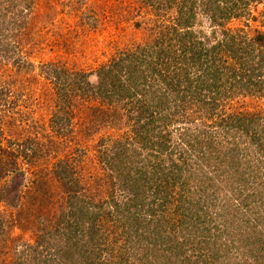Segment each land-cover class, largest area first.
<instances>
[{"label":"trees","instance_id":"1","mask_svg":"<svg viewBox=\"0 0 264 264\" xmlns=\"http://www.w3.org/2000/svg\"><path fill=\"white\" fill-rule=\"evenodd\" d=\"M167 1L168 5L176 3V13L171 20L157 30L158 35L147 46L123 52L113 63L115 70L111 67L101 72L96 89H93L84 72H65L51 63L40 64L43 76L54 83L66 82L71 89H78L86 98L85 102L100 93L108 103L110 84H114L113 89L120 93L118 98L132 99L136 93L143 92L147 80V75L139 69L143 58H147L144 61L150 62L153 69L159 65L165 67L167 74L160 75L161 82L153 88L155 93L152 90L148 99L151 106L144 105L142 98L137 99L141 107L136 110L132 121L133 141L128 137L117 138L108 145L102 143L105 139L101 137L100 144L112 146V150L109 151L108 146L99 147L88 158L85 154L79 155L81 160L82 156L92 160L93 166L94 162L97 163L95 158L97 161L100 158L102 166L112 170L110 173L116 176V182H110V185L108 180L95 177L94 188L98 197L95 203L91 197L85 199L83 192L78 194L85 184V175H80L75 166L56 154L57 150L63 149L62 146L53 142L41 150L36 138L29 133L18 140L19 134L25 130L17 131L21 124L19 109L13 111L10 107L13 98L10 101L9 96L12 93L10 85L16 82L12 77H21L23 67L17 64L21 60L19 55L13 60L15 70L4 69L2 65L9 62L20 44L12 38L16 39L17 33L25 36L27 29L18 31L13 25L5 34L1 28L4 34L0 37V74L5 78L0 85V110L3 111L0 113V226L7 230L5 235H9L14 228L23 232L26 229L34 231L36 223L37 227L40 226L36 242L24 243L18 250V254L27 255L18 264H74L75 251H79L76 248L79 247L76 244L79 240L74 239L75 230L80 224L83 226L82 236H87L88 242H92L89 260L81 264H95L99 253L111 249L100 233L102 222L99 223V219L106 217L111 222L107 228L114 233L120 231L119 235L124 240L122 245L128 244L132 250L144 249L142 255H147L146 247H151L153 258H160L157 264H219L216 246L222 243L219 242L222 235L219 228L226 219L219 223L211 218L213 207L230 213L232 217L247 213L253 216L254 220L245 227L241 225L240 237L253 251L257 264H264V211L251 209L252 205H262L257 203V199L264 197V178L257 180L261 174L256 168L257 174L253 175L255 190L244 194L247 181L240 179L237 182L228 177L232 168L238 170L236 153L239 145L235 136L240 134L245 144L259 140L257 151L264 154L261 140L264 137V112L244 111L235 106L238 95L264 96V30L249 25L250 21H254L264 26V9L259 10V14H252L248 7L253 0ZM245 14L250 15L245 18L248 20L241 21ZM232 20L241 21L243 25L226 27L227 22ZM204 22L209 23L208 33L200 26ZM172 68L177 72L173 73ZM150 76L155 79L151 73ZM16 93L20 95L19 91ZM61 100L63 105L59 107L63 113L57 118L60 125L55 128L56 134L64 130V121L73 115V109L68 108L71 103L66 89ZM3 104L9 108L6 109ZM97 109L99 114L89 132L108 128L113 123L114 110L94 108ZM6 110L13 115L7 116ZM4 116L9 120L5 121ZM171 127L176 131L172 132ZM49 139H52L51 135ZM109 139L112 140L111 137ZM133 143L139 147L132 146ZM182 146L195 154L194 164L188 163ZM141 149L145 150L143 157H139ZM47 158L51 160L50 167L40 160ZM23 159L32 167L29 174L21 169ZM206 166L215 170L216 176L227 172L226 176H220L224 185L213 182L215 175L208 176L204 170ZM105 184L111 187V191L107 186L108 193L105 195L108 196L102 198V190L96 187ZM258 184L261 188H257ZM88 187L86 190H89ZM115 188L119 189L115 194L128 192V197L123 201L121 196H115ZM256 195L259 197L251 203L250 198L254 200ZM240 196L244 197L241 201L236 199ZM55 203L59 204L56 214ZM50 206H53L56 218L53 223H46L48 212L43 217L36 212L40 209L48 211ZM157 208L162 212L173 210L178 214L170 224V232H177L162 234ZM168 219L167 216L162 221ZM231 229L234 230L235 225ZM177 233L183 236L182 240H178ZM203 236L207 240H202ZM170 238L176 239L173 244L177 252L173 256H179L177 260L170 259L167 253L173 247L166 244ZM18 239L17 235L11 236L12 245L7 247V242L1 238L0 252L9 249L16 254ZM194 243L199 251L197 257L192 256ZM207 244V252H200V249L207 248ZM81 253L84 254L85 250ZM79 261L78 258L76 264ZM122 261L119 259L116 264H122Z\"/></svg>","mask_w":264,"mask_h":264},{"label":"rangeland","instance_id":"2","mask_svg":"<svg viewBox=\"0 0 264 264\" xmlns=\"http://www.w3.org/2000/svg\"><path fill=\"white\" fill-rule=\"evenodd\" d=\"M175 4L176 3H170L168 5L167 0H159V3L158 0H0V31L1 28H3L6 34L13 25H15L18 31L23 28L27 29L25 36L17 35L19 34L17 33L16 39L12 38L15 42L19 41L20 44L17 46L12 58L9 59V62L2 65L4 69L15 70L13 68L16 67V65L13 60H16V57L19 55L21 60L17 64L23 67L21 69V77H19V75L13 76L12 78H14L16 82L10 85V91H12V93L10 92L9 100L11 101L13 98L10 107H13V111L19 109L18 115L20 114L21 119V124L17 131L25 130L24 133L19 134L20 137L19 135L17 137L15 136V140L18 137V140H22V138L29 133L30 136L36 138L35 140L38 142L41 150H45L46 146L53 142L56 146H62L63 149L57 150L56 154L63 158V160H66L68 164L75 166L80 175H85V182H83V184H85L78 191V194L83 192L86 194L85 199L91 197L93 203L98 200L94 188L96 182L95 177L103 178L105 181L108 180L110 185V182H116V176H112V173H110L112 170H106V168L102 166L100 158H98L99 163L95 158L97 163L95 164L94 162L93 166L92 160L84 159V156H82L83 160H81L79 159V155L85 154L87 155L86 158H88L92 153L95 154L99 147H107L117 138L128 137L133 141L132 121L136 110L141 107L137 99L142 98L141 100L144 101V105L147 107L151 106L149 103L150 100L148 99L151 98L153 88L161 82L160 75L166 73L165 67L159 65L153 69L150 62L144 61V59L147 58H143L139 64V69L143 70L147 75L143 92L140 91L136 93L132 96V99L127 97L118 98L120 93L113 89L114 84H110L107 90L110 96L106 99L109 101L108 103L102 99L100 93H96L94 97H91L89 100L87 99L88 101L85 102L84 99L86 98L81 92L77 91L78 89H71L72 87H69L66 82L54 83L49 78L43 76L40 72V64L51 63L62 68L65 72H84L87 74V78L93 86V89H96L97 82L100 81L101 72L111 67L115 70L113 63L123 52L132 51L137 46H147L152 42L153 37L159 33L157 30L163 28L175 15ZM248 9L251 10L252 14H259L258 11L264 9V0L251 1ZM247 14L240 20L244 21L246 17L249 18L250 15ZM241 21L232 20L231 22H227L225 26L230 28L241 26L243 25ZM18 24L22 26L20 27ZM260 24L262 23L250 21L249 25L264 30V26ZM200 26L203 27L207 33L209 32L210 26L208 22H204L203 25ZM200 26L197 25L198 28H201ZM3 31L0 32V37L4 34ZM169 64L170 66L172 65L171 63ZM156 65L157 64H155V66ZM161 69L163 70L162 72H160ZM172 72L174 73L177 71L174 70ZM150 73L154 75V80L151 79ZM4 78L5 76L0 74V85ZM120 78L122 79L123 75H121ZM64 89H66L68 93L71 103L68 108L69 110L70 108L73 109V115L68 121H64V130L56 134L54 132L55 128H58L60 125L57 118L59 114L63 113V110L59 106L63 105L61 96ZM16 91H19L20 95H18ZM74 92L75 95L73 96ZM154 93L155 90H153V94ZM84 103L91 104L90 106L93 107H86L87 105ZM3 105L6 107V104ZM235 106L244 111L254 112L255 110H260L264 112V96L254 98L251 96L238 95ZM97 107H104V109L108 107L114 110L115 116L112 117L113 123L110 124L108 128L106 126L94 132H89V127L94 124V121L97 119V114H99L98 109L94 110V108ZM7 108L9 107H6V109ZM83 108L84 111L82 110ZM2 112L3 111L0 110V113ZM5 113L9 116L12 112L6 110ZM12 115L13 113L10 116ZM3 118H5V121L9 120L8 117L5 116ZM171 130L172 132L176 131L175 128L172 127ZM50 135L52 139H49ZM173 135L175 136L174 133ZM101 137L105 139L102 143L106 142L108 145L100 144ZM108 137H111L112 140ZM203 138L206 139L207 137ZM237 138L239 145L237 148L238 152L236 153V159L239 161L238 170L234 171V168L230 166L232 170L228 171V177L230 179L234 178L237 182H239L240 179L246 180L247 187L243 189L245 194L247 191L255 190L253 175L257 174L255 171L256 168L261 174L257 176V180H262L264 178V154L257 151L259 140H254L251 141V143L245 144L240 134L239 136H235L236 140ZM261 140L264 143V137H262ZM1 141L3 140L1 139ZM131 145L139 147L137 144L135 145V143ZM108 147L109 151L113 148L112 146L111 148L110 146ZM182 150V152L188 156V163L194 164L195 161L193 160H195V154L191 153V151L184 146H182ZM144 151L145 150L141 149L139 157H141L142 154L144 155ZM108 154H110V152ZM55 158L52 160H55ZM40 160L43 164H46L47 167L51 166V160L49 158H47V160ZM142 162L143 161H141V163ZM21 163V169L27 170L29 174V169L32 168L31 165L25 163L24 159L20 164ZM204 170L207 171L208 176L210 174L212 176L215 175L216 179L213 182H220L221 185H224L220 176H226L227 172L224 173L223 171L219 173L220 176H216L215 170L211 167L208 168V166H206ZM109 185L105 184L104 186L96 187L102 190V194H104L102 198L108 196L105 194L108 193L107 186ZM87 186H89V190H86ZM257 186H259V184ZM257 188L261 187L259 186ZM117 190L119 189L115 188L114 195L121 196L124 201L129 195L128 192L115 194ZM262 190H264V188H262ZM258 197L259 195H256L254 200L250 198V202L254 203ZM241 198L244 197L240 196L236 199L241 201ZM118 199L120 200L119 197ZM220 201L222 200L220 199ZM246 201L247 200H245V202ZM240 203L242 204V202ZM257 203L262 205H252L251 209L264 211V197L257 199ZM58 205V203L54 204L55 214ZM1 206L2 203H0V207ZM209 206H211V204ZM51 207L53 206L47 207L48 211L46 209H40L39 212H36L41 213L42 217L47 216L46 213L48 212V218L45 219L46 223H53L56 218L55 215L53 216V208ZM172 208L173 207L170 209ZM210 211L212 214L211 218L219 223L223 219L228 221L226 223L225 221L224 223H220L219 230H222V235L219 242L222 243L216 246L217 262L219 264L221 262L224 264H257L252 254L253 251L251 252L249 245L244 243L243 238L240 237L241 230H239L241 225L245 227L249 221L251 222L254 220L253 216H249L251 214L247 213L243 216L239 215L241 217H232L230 213L222 212L221 209L217 207H213ZM217 212H219V214H216ZM156 213L159 215L158 221L161 222L159 223L161 226L160 229L164 236L177 232L175 230L170 232V224L178 215L177 213L173 210H170L168 213L162 212L158 208ZM167 216L169 217L168 221H162L164 217ZM205 218L208 219L207 216H205ZM100 222H102V224H100V233L103 235L101 238L103 237L106 239L111 249L110 251L104 250L99 253L100 256L96 257L95 264H116L119 259L123 260L122 264H155L160 261L159 256L153 258L151 247H146L147 255H142L144 249L138 250L135 248L132 250V247H128V244L125 245L126 247L122 245L124 240L119 235L120 231L117 230L116 233H114L111 228H107L108 224L111 223L107 220V217L105 219H99V223ZM37 225L38 223H36L33 229L34 231L26 229L21 232L18 228H14V231H11L9 235H5L7 234V230L4 231L2 226H0V239L3 238V241L7 242V247L12 245L10 241L11 236H19L15 247L16 254L9 249L0 252V264H18L20 261L25 260L27 255L18 254V250L23 247L24 243L36 242V235L40 234V226L37 227ZM50 225L53 226L55 224ZM233 225H235L234 230L231 229ZM82 228L83 226L80 224L75 230L76 236L74 239L79 240V242L76 243L77 246H79L76 247L79 251H75L76 260L74 264H76L78 258L80 260L78 264L86 263V259L89 260V255L91 254L89 252L92 242H88L87 236H82ZM177 234L178 240H182L183 236H180L179 233ZM150 236L152 237V235ZM115 237H117V239ZM149 239L150 238H147L146 240ZM205 239L207 240V238L203 236L202 240ZM230 239L232 241H230ZM175 240L170 238L166 242L167 245L173 246L172 250L167 252L170 254V259L173 260L179 259V256H173V253L177 252V248L174 247L173 244ZM196 242L198 241L196 240ZM223 242L226 245L223 244ZM195 243L191 250L192 256L197 257V252L199 251ZM206 246L207 248L200 249V252H207L209 245L207 244ZM49 247L52 248L50 245ZM185 249L184 247V250ZM83 250H85V253H81L82 256L80 252H83ZM103 257L105 259H103ZM138 257L145 258L138 259ZM146 258L148 259V263H145V261H147Z\"/></svg>","mask_w":264,"mask_h":264}]
</instances>
